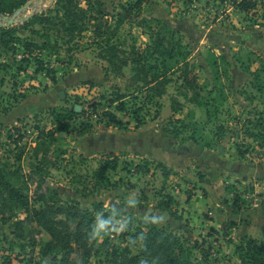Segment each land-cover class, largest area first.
I'll list each match as a JSON object with an SVG mask.
<instances>
[{"label":"rangeland","instance_id":"374dc122","mask_svg":"<svg viewBox=\"0 0 264 264\" xmlns=\"http://www.w3.org/2000/svg\"><path fill=\"white\" fill-rule=\"evenodd\" d=\"M96 1L109 13L114 44L129 54L165 34L155 19L177 29L200 79L194 91L175 81L158 100V115L154 106L147 109L142 125L118 114L128 129L107 128L97 123L106 110L102 97L132 93L127 86L134 72L119 71L127 58L121 54L113 73L100 57L94 28L45 53L39 75L35 64L22 63V48L16 54L0 49V170L17 189L0 190V264H60L63 258L62 248L29 219L27 201L65 231H75L79 212L86 213L82 239L90 255L73 240L72 259L79 263L115 264L114 253L128 249L129 258L156 264L162 253L145 254L144 240L157 231L179 240H171L179 263L242 264L238 246L249 240L264 245V146L252 137L264 133V0H249L257 7L248 13L235 6L242 0H149L134 15L127 8L136 0ZM79 2L88 8L87 0ZM25 7L12 16L15 26L57 10L56 0H28ZM31 29L20 31L21 38L32 36ZM197 94L210 106L209 124L205 110L189 103ZM71 115L73 132L59 133ZM194 122L208 148L191 140L198 132ZM182 124L188 130L177 138L166 132ZM110 160L118 167L101 181L95 172Z\"/></svg>","mask_w":264,"mask_h":264},{"label":"trees","instance_id":"16d2710c","mask_svg":"<svg viewBox=\"0 0 264 264\" xmlns=\"http://www.w3.org/2000/svg\"><path fill=\"white\" fill-rule=\"evenodd\" d=\"M27 1L28 0H0V20L3 21L4 18L12 17L19 9H22V7L26 5ZM148 1L149 0H136L135 3L130 4L127 8L128 13L131 15L141 13L144 5L147 4ZM224 1L226 0H222V2ZM87 2L89 3L88 8L82 10L79 0H56L57 10H49V15L43 14L33 16L29 20H26L21 26L3 27L0 25V49L16 54L20 48H22L24 53L22 63H25L28 66L32 63L35 64L37 66L35 74L39 75L45 72L43 59L45 53L54 49L59 50L61 41L69 46V44L73 43L75 40L76 35L82 37L84 32L94 28V39L102 41L96 43L101 51L100 57L104 58L108 64L112 66L114 70L113 73L116 72L115 70L117 67L113 61L119 59L121 54L127 58H124L125 61L120 62L121 65L118 66L119 71L123 70L125 67H133L132 71L134 72L132 84L127 86L128 91L133 90L132 93L125 95L122 94L120 90H117L109 95V97H102V100L106 102L104 106L106 110L102 112L100 115L101 118L100 120H97V123L99 124L105 121L107 128L117 126L120 129H128V122H122L118 117V114L128 115L134 120L137 126L142 125L146 121L145 118L149 113V110L147 109L154 106L157 109L158 115V111L161 108L158 100L167 94V88L175 81L181 83L180 87L182 89L194 91L195 84L200 78L195 74L193 68L189 64V52L181 44L180 40L176 39V33H178L177 29H174L165 23L162 24L159 19H155L154 21L159 25H162L161 30L164 28L166 29L165 34L163 36H161V34L157 35L152 44L146 47L145 50L139 51L133 47L129 54V52L122 50L119 46L114 44V41L112 40L114 36L111 34L112 29L107 20L109 13L104 4L95 0V6L93 7V0H87ZM235 3H237V1H235ZM235 6L240 12L248 13L256 9L257 3L254 1L242 0L238 2V4H235ZM125 9L126 8H124V10ZM124 17V14H120L119 16V18ZM36 25L39 26L40 30L31 29ZM29 29H31L30 33L32 36L37 40H41V43L35 41L32 36L21 38L20 31H26ZM53 30L56 31L57 36L49 34V32H52ZM61 32L65 34V40H61ZM52 42L55 43V46H51ZM35 53L37 54L35 55ZM47 75H49V79L53 84L57 83L55 74L48 72ZM117 75L122 76V73L118 72ZM174 77L178 78L174 80ZM258 89V91H260L262 90V87L260 86ZM184 98L188 100V94L184 95ZM196 98H198L196 101L189 100V103H195L202 107L205 110L208 124L211 123L212 113L209 104L203 103L199 94H197ZM177 105L178 108H181L180 104ZM92 107L95 112L94 115H97L99 104H94ZM69 117L68 123L59 125L57 129L59 133L66 132L69 134L73 132L72 122L76 118H71L73 117L72 115ZM95 117L98 118V116ZM192 126L195 129L194 133H196L198 131L197 128H199L198 123L194 122ZM187 130V126L182 124L178 128L167 129L166 132L174 138H177ZM41 135L43 137V134ZM200 135L201 132L198 131L197 136H192L191 140L198 146L201 144L203 148H208L209 145L202 143V138H199ZM252 137L260 141L261 145L264 146L263 132ZM238 152L240 156L245 155L239 150ZM117 167V160L107 161L95 172V177L100 178L101 181H105L107 179V173L110 171H116ZM158 167L164 172V176H169V172L165 166L160 163ZM4 177V173L0 170V179H3ZM0 190L17 189L14 188L7 178ZM24 205L27 207L26 212L29 219L47 232L62 248L63 258L60 264L84 263H79L73 260L72 255L76 252L75 248H73V240H75L77 245H80L81 243L82 246H80V248L86 250V243L84 244V240L82 239L83 236L87 237L88 233L86 230L89 229L88 225L85 224L84 216L86 213L79 212L78 215L82 220L78 223L75 231H65L59 229L56 224L48 218L46 210L31 209L29 208L28 201ZM73 216L76 219V214ZM156 232L157 231L149 235L147 234L148 237L146 236V239L144 240L146 246L144 253L150 257L162 253V256L157 259L156 264H188L179 263L174 256L171 240H174L177 243H179V240L176 238H172L171 240L168 238L163 239ZM76 237H78V239H76ZM237 249L242 264H264V245H259L256 240H249L247 244L242 243ZM86 255L88 257L90 255L88 250H86ZM129 255L130 252L128 249L121 255L119 252L114 253L116 260L115 264H117L118 259L124 260L126 264H141L139 257L129 258Z\"/></svg>","mask_w":264,"mask_h":264},{"label":"water","instance_id":"95a60500","mask_svg":"<svg viewBox=\"0 0 264 264\" xmlns=\"http://www.w3.org/2000/svg\"><path fill=\"white\" fill-rule=\"evenodd\" d=\"M44 0H39V2H43ZM26 9V7L25 8H22L21 10H19L17 13H16V15L18 14H20L22 11H24ZM16 17L14 16V17H12L11 19H8V18H4L3 19V22L4 23H2V24H0L1 26H3V27H8V26H15L17 23V21H16V19H15ZM61 97L63 98V94H61Z\"/></svg>","mask_w":264,"mask_h":264},{"label":"crops","instance_id":"0c3cea01","mask_svg":"<svg viewBox=\"0 0 264 264\" xmlns=\"http://www.w3.org/2000/svg\"><path fill=\"white\" fill-rule=\"evenodd\" d=\"M17 122V121H16Z\"/></svg>","mask_w":264,"mask_h":264}]
</instances>
